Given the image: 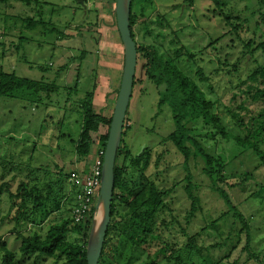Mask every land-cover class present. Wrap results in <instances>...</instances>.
I'll return each instance as SVG.
<instances>
[{"label":"rangeland","instance_id":"obj_1","mask_svg":"<svg viewBox=\"0 0 264 264\" xmlns=\"http://www.w3.org/2000/svg\"><path fill=\"white\" fill-rule=\"evenodd\" d=\"M84 3L86 10L78 0H40L34 4L0 0V73H15L20 78L43 81L57 89L50 97L45 91L39 94L18 91L14 97L0 96V189L9 183L10 191L16 194L19 184L28 182V191L37 188L41 198H46L49 192L52 198L39 207L35 200L38 195L34 194L26 204V210L18 214L8 192L3 190L1 193L0 246L6 243L8 249L16 253L17 262L65 264L62 258L45 260L35 256L27 258V262L18 250L19 236L38 233L44 237L50 226L70 219L73 203L67 202L57 210L54 202L62 200L69 187L67 178L59 171L70 173L77 157L75 144L82 123L80 102L87 94L94 100L101 92L109 98L114 85L120 86L121 72L115 62L117 58L113 56L114 42L118 38L115 34L116 2L85 0ZM131 13L137 17L134 28L137 42L157 46L161 53L173 57L184 73L195 79L196 71L202 69L214 97L220 101L213 112L222 119L227 132L239 135L240 131L225 107H232L233 94L238 91L236 87L246 81L250 71L264 63V46H261L264 44V0H136ZM158 17L171 29L159 28ZM31 18L41 24L29 27L26 19ZM142 24L155 33L145 38ZM237 26L241 27L240 31L235 28ZM54 29L57 30L55 35ZM169 30L174 31L184 47V55L178 59L175 48L170 46ZM159 31L164 39L157 42L154 34ZM247 43L249 48L245 46ZM144 65L145 60L140 58L124 139L133 155L143 147L144 151L148 148L151 166L145 179L167 194L170 213L166 216V226H159L157 231L162 233L163 244L168 250L165 255H159L156 263L178 264L169 258L172 250L178 251L187 242V233L199 232L228 208L204 175V162L201 157H195L194 147L189 145L192 155L186 163L167 140L174 129L173 116L165 107L155 118L159 90L146 80ZM114 107L109 99L106 113L109 117ZM194 127V135L204 151L225 164L227 184L223 187L248 221L251 249L258 256L255 260L248 259L243 251L245 235H240L241 240L237 242L241 227L232 224L234 221L228 217L220 223L221 232L224 237L230 234V247L237 244L224 264H232L235 260L240 264H264V193L261 191L264 168H258L259 161L251 152L218 135L214 129L202 123ZM100 131L107 134L108 127H102ZM261 148L264 150V143ZM92 155L93 150L86 159H91ZM95 157L97 154L93 160ZM9 164L14 168L19 165L22 171L12 170ZM27 165L42 170L34 171L27 178L28 170H23ZM125 169L126 173L131 172L129 162ZM245 172L248 176H244ZM14 174L17 177L13 181ZM188 176L191 177L193 195L199 200L194 215L191 214L192 201L185 191ZM142 182L139 173H131V186ZM129 199L117 202L118 219L125 212ZM30 223L34 225L31 232ZM153 247L155 253L160 248L159 242ZM140 257L141 254L118 232L110 235L104 264H141L138 263ZM182 261L190 264L187 255H183ZM0 264H4L1 249Z\"/></svg>","mask_w":264,"mask_h":264},{"label":"trees","instance_id":"obj_2","mask_svg":"<svg viewBox=\"0 0 264 264\" xmlns=\"http://www.w3.org/2000/svg\"><path fill=\"white\" fill-rule=\"evenodd\" d=\"M4 1V0H3ZM27 4H34L40 0H17ZM116 2V0H114ZM133 0L131 11L134 6ZM144 11V10H143ZM158 27H163L165 30L171 29L170 26L165 25V21L158 17ZM29 27L40 25L35 20L26 19ZM137 22V17L131 13V33L132 38L136 41V34L134 31ZM44 24V23H42ZM117 26V24H116ZM141 25L142 31L145 30L146 37L155 33L149 32V29ZM240 31L241 27H235ZM117 35L120 34L116 27ZM172 37L170 46L174 49L175 57L178 59L184 55V47L181 45L177 35L174 31L169 30ZM57 30L54 29L55 35ZM241 33V32H240ZM52 34V35H53ZM241 35V34H240ZM63 36V35H61ZM155 36V41L164 39L163 33L159 31ZM19 40L21 43L23 41ZM121 39V38H120ZM21 43L17 47L21 46ZM138 60L140 58L145 60L144 76L147 81L154 85L159 90V101L157 104L158 112L155 118L159 116L165 107H168L173 116L174 129L167 136V140L172 143L177 151L183 156L187 163L192 155L189 145L195 149V157H201L204 162V175L210 180L213 190L219 194L228 208L218 219L212 220L209 224L202 228L194 235L187 233V242L183 247L172 250L170 260L175 259L178 264H184L182 261L183 255H187V260L190 264H224V261L229 259L232 252L236 249V244L230 247V234L224 237L221 232L220 223L225 218H230L234 222L232 224L240 225V233L238 240H241L240 235H245V247L243 251L248 256L249 260H255L258 256L251 249V229L248 221L242 215L233 202L231 196L227 193L224 184H227L225 177V164L220 158L214 157L206 153L194 135V126L202 123L205 127L212 128L218 135L223 138L235 142V144L252 153L257 159L259 167L264 168V150L261 145L264 143V63L260 64L247 77L246 81H242L236 87L237 93L233 94L232 107H225L230 114L235 125L239 129V135H233L227 132L222 119L213 112L214 108L220 101L214 97L212 88L208 84V78L203 74L202 69H198L195 73L196 78L184 73L179 67L173 57H167L161 53L155 45H141L137 42ZM16 45V44H15ZM180 46V47H179ZM245 46L249 48L247 43ZM262 48L264 44L261 45ZM190 59L191 55L188 56ZM245 60L247 58L245 57ZM47 84V83H46ZM43 81H33L26 78H20L15 73H0V96L14 97L18 91H26L32 94H39L43 91L51 93L57 89L52 85H46ZM243 84V85H242ZM136 85V79L134 87ZM119 93V91H118ZM241 98L240 101L237 99ZM82 103V104H81ZM236 103V104H235ZM80 109L82 113V123L80 127L79 138L75 144V154L79 159L87 158L95 146H98L100 151L105 152L110 125L112 117H105L97 114L93 109V98L86 95L84 100L80 102ZM108 127V133L99 135L102 127ZM127 119L125 122L124 133L122 137L121 147L117 154L116 168H115V187L114 197L112 202L111 223L106 235L104 249L99 261V264H104L105 249L110 241V235L116 231L121 238L129 244L135 251L141 254V259L138 261L141 264H157L156 260L160 254H166L168 246L163 244L162 233L157 231L159 226H166L167 213H170V208L166 203V195L161 189L147 178L148 171L151 166V153L148 148L140 154V149L134 155L130 147L125 142L127 132ZM99 135V137H97ZM13 140V138H11ZM129 162L130 173H126V163ZM14 170H20L17 165L14 168L13 164H9ZM23 166V170H28L27 178L36 170L42 168H34L31 165ZM22 169V168H21ZM59 169V168H58ZM61 176L67 178L68 191L64 194L62 200L55 201V208L58 210L67 202L73 203L72 209L75 206L77 189L69 183L70 173L64 174L60 171ZM139 173L141 175L140 184L134 187L130 185L131 173ZM55 173H57L55 171ZM248 176V172L244 173ZM14 174L12 180L16 179ZM191 177H187V186L185 188L186 194L192 201L191 214L194 215L198 210L199 200L193 195V186L190 182ZM28 182L19 184L18 192L16 194L10 191L9 183L1 186L0 196L3 190L8 192L12 207L17 206L18 214L26 210V204L32 200L33 195L37 194L36 202L38 206H43L45 202L50 201L51 193L49 192L46 198H41V191L37 188L28 191ZM261 191L264 193V187ZM130 198L125 205V212L118 219L117 202H125ZM17 201H19L18 204ZM44 203V204H43ZM72 212V210H71ZM96 208H93L89 219L79 224H75L70 217L69 220L61 224H54L50 226L47 234L42 237L38 233L32 235L20 234L21 240L19 251L24 258L35 256L38 258L54 259L62 258L65 264H87V247L92 229V224L96 216ZM29 232L32 231L34 225L30 223ZM28 231V230H27ZM159 242L160 248L153 253L154 243ZM4 253V264H26V262H17L15 260L16 253L10 251L6 243L0 246ZM153 255L155 257L153 258ZM232 264H240L235 260Z\"/></svg>","mask_w":264,"mask_h":264},{"label":"water","instance_id":"obj_3","mask_svg":"<svg viewBox=\"0 0 264 264\" xmlns=\"http://www.w3.org/2000/svg\"><path fill=\"white\" fill-rule=\"evenodd\" d=\"M84 1L85 0H78V3L82 5L84 9H86ZM132 2L133 0H116V23L124 49V69L104 153L101 188L98 202L95 206L97 212L92 224L87 247V264H99L104 249L108 228L111 223L117 154L121 147L125 122L127 119L129 105L133 94L134 82L137 74V43L132 38L130 23ZM143 151L144 147L140 151V154ZM100 212L101 216L97 227V238L94 242H92L96 218Z\"/></svg>","mask_w":264,"mask_h":264},{"label":"built area","instance_id":"obj_4","mask_svg":"<svg viewBox=\"0 0 264 264\" xmlns=\"http://www.w3.org/2000/svg\"><path fill=\"white\" fill-rule=\"evenodd\" d=\"M103 151H98L93 165L86 171L74 170L70 174L69 183L77 189L75 206L71 212V218L75 224L89 219V215L95 208L102 181V169L104 160Z\"/></svg>","mask_w":264,"mask_h":264},{"label":"crops","instance_id":"obj_5","mask_svg":"<svg viewBox=\"0 0 264 264\" xmlns=\"http://www.w3.org/2000/svg\"><path fill=\"white\" fill-rule=\"evenodd\" d=\"M115 32H116V30H115ZM115 34L117 35V32ZM114 43H115L114 45H115L116 50L113 51V56L117 58V60H115V62H116V65H118L119 70L121 72V79H120V86H121L122 74H123V69H124V49H123V45H122V42H121V39L119 38V36ZM118 46H119V48H118ZM120 46L122 48L121 51H120ZM99 48H101V46ZM120 86L118 84H116V85H114L113 91L110 89L111 90V93H110L111 96L109 98H108V96H105L103 92L99 93L100 94L99 97L96 95L95 99L93 100V109L97 114L103 115L105 117H109L107 115L108 111H109L108 110V100L111 99V101L114 104L116 103ZM111 116H113V113ZM102 134L105 135L104 133H102L100 131L99 135H102ZM96 150L99 151L98 148L96 149V146H95L93 148V155H92L91 159H86V158L85 159H79L76 157V159L74 161V165L72 166L73 169L71 171L78 170L79 172H82V171L88 170V168L91 167L93 165L94 161L96 160V157L93 160L94 154L95 155L98 154V153H96L97 152ZM81 165H83V167H81ZM19 248H18V250H19Z\"/></svg>","mask_w":264,"mask_h":264},{"label":"bare ground","instance_id":"obj_6","mask_svg":"<svg viewBox=\"0 0 264 264\" xmlns=\"http://www.w3.org/2000/svg\"><path fill=\"white\" fill-rule=\"evenodd\" d=\"M100 216H101V212L99 213V215L96 218L95 229H94V232H93V235H92V242H94L96 240V238H97V227H98V224H99Z\"/></svg>","mask_w":264,"mask_h":264}]
</instances>
